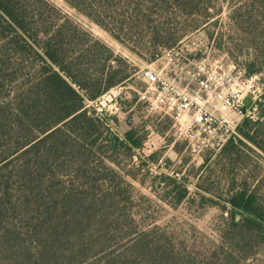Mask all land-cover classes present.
Returning a JSON list of instances; mask_svg holds the SVG:
<instances>
[{
    "label": "trees",
    "instance_id": "1",
    "mask_svg": "<svg viewBox=\"0 0 264 264\" xmlns=\"http://www.w3.org/2000/svg\"><path fill=\"white\" fill-rule=\"evenodd\" d=\"M63 1L149 64L190 31L217 26L223 12L213 4L218 0ZM222 1L229 4L228 28L243 37L251 57L246 75L264 84V0ZM137 72L49 0H0V264L81 263L131 227L121 221L117 192L109 186L117 173L103 161L94 166L104 154L102 119L88 104ZM253 108L257 119H244L240 137L223 154L232 157L239 144L264 155V93ZM134 134L113 136L112 150L141 149ZM174 182L179 200L186 199L187 182ZM229 195L212 257L187 252L152 228L134 232L125 251L100 264L246 261L264 246V198L247 186Z\"/></svg>",
    "mask_w": 264,
    "mask_h": 264
},
{
    "label": "rangeland",
    "instance_id": "2",
    "mask_svg": "<svg viewBox=\"0 0 264 264\" xmlns=\"http://www.w3.org/2000/svg\"><path fill=\"white\" fill-rule=\"evenodd\" d=\"M49 1L117 54L128 58L138 70L126 84L88 104L93 115L102 119L103 135L99 143L104 146V154L95 157L94 166L101 168L103 161L117 173L109 186L117 192L121 221L131 227L125 229L126 233L115 235L107 245H97L81 263L69 264H100L105 256L125 251L135 240L134 232L152 228L165 234L177 247L186 248L187 252L198 256L210 252L212 257L211 252L216 249L219 231L228 215L225 208L229 206L230 190L247 186L250 190L258 189L264 198V155L252 146L255 152L238 144L230 157L229 153L223 154L224 148L217 145L213 134L190 139L172 117L153 109L143 99L148 86L144 73L156 71L195 94L198 75L218 71L221 76L226 74L232 80L231 90L245 93L248 87H252V92L256 91L254 100H258L264 93V84L261 79H251L256 75L247 76L245 73L251 57L241 40L243 37L228 28L229 4L222 0L213 2L216 8L223 9L217 26L190 31L179 44L164 49L161 57L149 64L63 0ZM221 113L230 121H239L227 110ZM257 115L256 109L249 114L255 120ZM245 118L240 119V124ZM130 130H134L136 140L143 142L141 149L112 150L111 138H125ZM237 137H240L238 130L231 139ZM109 157L116 163L109 161ZM174 179L187 182L189 194L182 201ZM252 253L250 258L238 264H264L263 244L257 245Z\"/></svg>",
    "mask_w": 264,
    "mask_h": 264
},
{
    "label": "built area",
    "instance_id": "3",
    "mask_svg": "<svg viewBox=\"0 0 264 264\" xmlns=\"http://www.w3.org/2000/svg\"><path fill=\"white\" fill-rule=\"evenodd\" d=\"M219 68L222 70L221 66ZM144 79L148 86L143 99H146L153 109L172 117L190 139H200L204 135L213 134L220 148H224L233 134H236L241 125L240 119L251 117L250 112L255 110L253 105L257 101L254 100L256 91L252 92V87H248L245 93L231 90L232 80L228 79L226 74L221 76L218 71L215 74H199L198 90L195 94L180 88L169 78L162 77L153 70H147ZM251 79L261 78L256 75ZM249 96L252 100L247 107L244 102ZM223 110L232 113L239 121H230L221 113Z\"/></svg>",
    "mask_w": 264,
    "mask_h": 264
},
{
    "label": "water",
    "instance_id": "4",
    "mask_svg": "<svg viewBox=\"0 0 264 264\" xmlns=\"http://www.w3.org/2000/svg\"><path fill=\"white\" fill-rule=\"evenodd\" d=\"M251 99H252V97L251 96H249L246 100H245V106H250V104H251Z\"/></svg>",
    "mask_w": 264,
    "mask_h": 264
}]
</instances>
